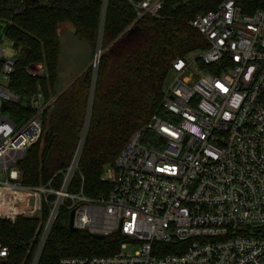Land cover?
<instances>
[{
    "label": "built area",
    "instance_id": "obj_1",
    "mask_svg": "<svg viewBox=\"0 0 264 264\" xmlns=\"http://www.w3.org/2000/svg\"><path fill=\"white\" fill-rule=\"evenodd\" d=\"M130 3L135 22L156 17L162 0ZM190 25L207 47L172 62L160 111L104 168L111 189L99 198L67 191L85 131L57 190L21 184L18 162L38 139L40 115L53 99L44 103L34 93L32 115L15 126L1 105L18 101L7 86L16 62L0 39V218L39 216L48 206L30 264L62 209L73 212L74 229L118 233L123 241L112 255L57 264H264V8L243 13L224 0ZM26 72L45 75L41 64ZM8 255L0 242V264Z\"/></svg>",
    "mask_w": 264,
    "mask_h": 264
},
{
    "label": "trees",
    "instance_id": "obj_2",
    "mask_svg": "<svg viewBox=\"0 0 264 264\" xmlns=\"http://www.w3.org/2000/svg\"><path fill=\"white\" fill-rule=\"evenodd\" d=\"M130 1L140 0H0V39L9 43L16 62L7 86L18 97L8 103L6 114L20 126L32 115L28 100L34 93L40 92L44 103L54 98L40 115L38 139L18 162L21 184L57 190L85 131L67 191L87 198L107 195L111 187L102 181L103 170L114 164L130 136L160 111L172 62L207 47L190 21L224 0H162L156 17L135 22ZM233 2L243 13L264 8V0ZM68 25L77 42L91 50L98 45L100 56L95 69H85L58 94L77 72L72 69L59 86L60 29ZM31 64H41L45 75L29 76L26 67ZM47 214L44 203L40 217L0 218V242L9 250L3 264H30ZM68 218L69 211L62 209L37 264H57L62 257L109 256L119 250L120 234L93 238L85 230L69 229Z\"/></svg>",
    "mask_w": 264,
    "mask_h": 264
},
{
    "label": "rangeland",
    "instance_id": "obj_3",
    "mask_svg": "<svg viewBox=\"0 0 264 264\" xmlns=\"http://www.w3.org/2000/svg\"><path fill=\"white\" fill-rule=\"evenodd\" d=\"M72 31L73 29L70 25L66 26V28L62 27L60 29V33H62L60 75H59V81H58L60 87L63 85L61 81L63 82L67 81L66 79H68V76L70 75L69 73L71 71L73 70H74L73 72L77 71L72 77L73 79L77 74H79L83 70L87 68L95 69L96 67V63L94 65L93 60H94L95 55L98 54V50H99L98 45H95L92 50L89 49L86 45L76 41V39L72 35ZM4 43H5L7 52L12 55V49L9 43L7 41H5ZM66 85L62 86L60 91ZM130 249H131V246L127 245V248L125 251H129Z\"/></svg>",
    "mask_w": 264,
    "mask_h": 264
},
{
    "label": "water",
    "instance_id": "obj_4",
    "mask_svg": "<svg viewBox=\"0 0 264 264\" xmlns=\"http://www.w3.org/2000/svg\"><path fill=\"white\" fill-rule=\"evenodd\" d=\"M99 56H100V52H98V54H97V56L95 55V57H94V60L93 61H96V60H98V58H99ZM84 71V70H83ZM82 71V72H83ZM82 72H80L79 74H77L58 94H60L76 77H78ZM57 94V95H58ZM56 95V96H57ZM55 96V97H56ZM54 99V98H53ZM6 107H7V104H6V102H3L2 103V105H1V110L2 111H5V109H6ZM83 140H84V137H83ZM72 220H73V212L71 211L70 212V214H69V218H68V228L69 229H74V227H73V225H72ZM92 237L93 238H102L103 236L102 235H92Z\"/></svg>",
    "mask_w": 264,
    "mask_h": 264
},
{
    "label": "crops",
    "instance_id": "obj_5",
    "mask_svg": "<svg viewBox=\"0 0 264 264\" xmlns=\"http://www.w3.org/2000/svg\"><path fill=\"white\" fill-rule=\"evenodd\" d=\"M64 28H66V27H64Z\"/></svg>",
    "mask_w": 264,
    "mask_h": 264
},
{
    "label": "bare ground",
    "instance_id": "obj_6",
    "mask_svg": "<svg viewBox=\"0 0 264 264\" xmlns=\"http://www.w3.org/2000/svg\"><path fill=\"white\" fill-rule=\"evenodd\" d=\"M97 56V55H96Z\"/></svg>",
    "mask_w": 264,
    "mask_h": 264
}]
</instances>
